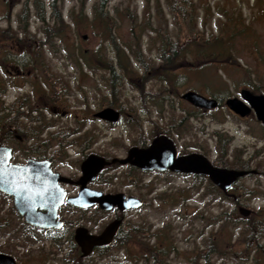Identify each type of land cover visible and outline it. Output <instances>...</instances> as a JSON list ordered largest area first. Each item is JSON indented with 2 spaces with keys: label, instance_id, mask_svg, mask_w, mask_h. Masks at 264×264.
<instances>
[{
  "label": "rangeland",
  "instance_id": "1",
  "mask_svg": "<svg viewBox=\"0 0 264 264\" xmlns=\"http://www.w3.org/2000/svg\"><path fill=\"white\" fill-rule=\"evenodd\" d=\"M51 2L0 0V27L9 21L15 26L16 16L29 22L25 30L28 27L40 38L42 63L68 83L70 112L85 109L83 100L86 105L103 102L121 110L118 123L96 121L100 133H95L94 146L104 155L125 157L130 147L147 145L166 133L179 153L201 152L227 168L242 160L257 170L226 193L205 178L165 171L145 174L114 165L104 175L113 176L110 190L124 188L131 177L150 180L148 206L134 213L135 221L149 228L146 234L143 231L144 240L136 239L140 248L132 237L124 246L95 251L82 264H264L257 245L247 246L246 219L239 212L245 206L254 217L264 219V124L254 112L240 117L225 104L243 88L251 89L246 71L250 68L262 74L256 93H264V0H187L190 22L174 0H110L103 15L100 0H56L61 19L54 16ZM239 22L248 28L232 41V53L240 57L237 67L227 69L230 76L210 65L199 69L191 65L197 44L190 46L185 67L160 58L167 36L184 41L187 32L197 30L207 37L229 32ZM45 29L55 32L49 41ZM187 90L219 98L221 105L211 110L195 107L181 98ZM92 124L88 120L87 128ZM68 126H75L71 115ZM78 148L79 144L68 145V161H75ZM12 207L11 199L0 193V252L12 254L19 264L77 261L75 248L64 239L56 243L43 231L24 229ZM76 216L73 212L69 217Z\"/></svg>",
  "mask_w": 264,
  "mask_h": 264
},
{
  "label": "flooded vegetation",
  "instance_id": "2",
  "mask_svg": "<svg viewBox=\"0 0 264 264\" xmlns=\"http://www.w3.org/2000/svg\"><path fill=\"white\" fill-rule=\"evenodd\" d=\"M28 23L24 18L16 16L15 26L12 25V21H9L5 27H0V162L21 167L30 163L40 164L42 162L47 164L53 173L59 174L48 178L58 180V184H53L52 188L59 191L57 193H64V201L58 206L56 212V220H61L62 226L42 227L28 222L26 217L18 211L14 195L1 190L0 193L11 199L12 208L20 216L24 229L43 231L54 242L59 243L64 239L67 244L73 246L78 258L77 261L73 260L72 264H82L84 259L91 257L95 251H99L101 248L124 246L130 243L129 240L132 237L134 242L136 241L133 244L140 248L142 243L138 240H144L142 234L143 231L145 234L147 233L149 224L135 221L136 214L134 213L148 206L147 191L151 190L150 180L143 178L141 181H137L135 177H131V180L125 184L127 186H123L124 188L110 190L108 184L112 182L113 176L104 177V175L107 169L119 164L117 162L110 163L100 169L92 179L87 180L85 186L90 190L100 192V194L123 193L126 197H136L142 201L140 206L126 209L114 206L106 210L99 203L82 207L68 202L69 197L78 196L82 190V183L78 181L83 180L82 163L88 156H101L108 161L118 157L104 155L102 150L95 147L94 144L98 138L95 133H100L99 124L97 123V125L96 121L118 123L122 115L121 110L114 106H105L103 102H101V106L94 102L86 105L87 101L83 100L85 109L79 111L78 114L70 112L68 110V83L51 72V68L46 63H42L41 40L35 32L27 29L28 27L25 30V25ZM45 33L46 40L49 41L55 32L45 31ZM217 99L220 106L222 100ZM105 107L117 109L120 112L119 120L110 122L99 117L97 113ZM88 111L89 114H87ZM70 115L73 116L74 127L68 126ZM63 118L65 120H62ZM88 120L93 121L90 128H87ZM71 136L75 137L69 140ZM71 144H79L78 157L75 161H68V145ZM147 145L134 146L145 147ZM191 152L196 151L178 152V155ZM212 163L220 166L214 161ZM125 165L145 174L161 171L143 170L132 164ZM165 172L187 174L194 177L206 176L170 170H165ZM206 177L208 178V176ZM26 179L36 181L41 177L26 176ZM238 181L239 179L232 184L228 191L235 187ZM143 189L144 193H140L139 191ZM36 212L44 214L47 213V209L37 206ZM73 212L77 213L75 219L69 217ZM116 219H121L122 223L111 244L96 246L89 255L82 257L81 247L75 239L76 229L85 227L89 233L99 235L110 222ZM63 233L64 235H62ZM137 238L138 240H136ZM143 246L145 247L146 244ZM154 253L155 251L151 254L153 259L156 257ZM13 257L16 259L15 256ZM147 257H149V253ZM17 264H19L18 261Z\"/></svg>",
  "mask_w": 264,
  "mask_h": 264
},
{
  "label": "water",
  "instance_id": "3",
  "mask_svg": "<svg viewBox=\"0 0 264 264\" xmlns=\"http://www.w3.org/2000/svg\"><path fill=\"white\" fill-rule=\"evenodd\" d=\"M181 98L204 110L214 109L219 105V101L215 97L205 96L195 90H187L181 95ZM225 104L240 117L254 112L257 119L264 124V93H255L248 88H243L239 96L228 97ZM97 115L110 122H116L120 118V112L113 107H105ZM116 162L122 165L132 164L143 170H170L208 175L210 180L224 192H227L239 178L250 173H257L256 169L216 166L210 158L201 152L178 155L175 141L166 134H160L155 136L145 147H130L125 157H115L108 161L101 156H88L82 163L83 180L78 181L82 183V190L78 196L69 197L68 202L82 207L99 203L106 210L114 206L120 209L140 206L142 201L136 197H126L123 193L100 194V192L90 190L85 186L87 180L96 176L105 165ZM56 175L59 174L53 173L49 166L42 162L40 164L30 163L24 167L0 162V190L14 195L18 211L26 217L28 222L42 227H60L63 222L56 220V212L58 206L64 201V193H57L59 191L52 188L53 184H58V180L48 178ZM26 176H40L41 179L27 180ZM37 206L46 208L47 213H37ZM239 212L247 217L252 213V210L240 206ZM121 223V219L113 220L99 235L89 233L85 227H78L75 239L81 247V256L89 255L96 246L111 244ZM0 264H17V261L12 255L0 253Z\"/></svg>",
  "mask_w": 264,
  "mask_h": 264
},
{
  "label": "trees",
  "instance_id": "4",
  "mask_svg": "<svg viewBox=\"0 0 264 264\" xmlns=\"http://www.w3.org/2000/svg\"><path fill=\"white\" fill-rule=\"evenodd\" d=\"M110 0H100L99 4V11L103 15V7L106 6L109 3ZM177 3V10L180 11L183 15L188 13L187 10V0H179L176 1ZM51 7L54 10H58L56 8V0H52ZM175 8V7H174ZM26 10L24 11V14H26ZM24 16V15H22ZM38 16L41 18H44L43 13H38ZM54 16L57 19H61V12L57 11L54 13ZM184 19H187L189 22L190 17L188 14H186V17H183ZM27 21V20H26ZM248 25L246 22H239L238 24H235L233 26L232 30H229V32H226L225 30H221L220 33L217 35L212 36H201V33L197 30L187 32L188 37L184 39V41H181L180 38L177 40L171 39L169 36L167 38L163 39L162 45L159 48L160 50V58L163 60V62L171 65L176 63L178 61L183 67H185V64L187 62H190L187 60V55L190 54L189 49L191 45L197 44L198 47H194L195 49V63H190L193 66H196L195 68H203L206 66H213L218 68L224 74L225 76H230V72L227 70L231 66H238L239 64L236 63L237 58H239V55H234L232 53V41L234 40L235 36H238L242 33L247 32ZM47 32H50V29H45ZM198 32V33H197ZM231 50V51H230ZM139 57H137L138 59ZM181 60V61H180ZM123 68V66H122ZM247 68V67H246ZM249 74L250 80H249V86L251 90L258 91L260 88V81L262 80V74L259 73L256 69L250 68L246 70ZM115 79L112 77V84H114ZM166 134V133H163ZM167 135V134H166ZM219 149L223 151L224 154V146L221 144ZM231 167L228 168H236V169H250L248 166V163L242 160H237L235 163L230 165ZM201 178H205L209 181V185L213 187L214 189H217L218 187L214 185L206 176H200ZM219 189V188H218ZM245 226L247 231V237H246V243L247 246L252 247L251 243H253V247L257 245L256 250L258 253H262V258L264 260V219L254 217V215H250L245 217ZM234 221V220H232ZM235 222V221H234ZM106 248L104 247L99 249L100 253L103 252ZM256 257V255H255ZM256 259V258H255ZM256 262L258 260L256 259Z\"/></svg>",
  "mask_w": 264,
  "mask_h": 264
}]
</instances>
